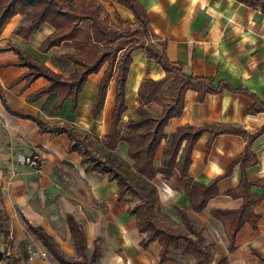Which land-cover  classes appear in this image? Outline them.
I'll return each mask as SVG.
<instances>
[{"label":"crops","instance_id":"crops-1","mask_svg":"<svg viewBox=\"0 0 264 264\" xmlns=\"http://www.w3.org/2000/svg\"><path fill=\"white\" fill-rule=\"evenodd\" d=\"M98 1L112 18L118 14L125 21L137 23L132 10L116 0ZM137 1L144 7L149 26L156 36L152 42H165L169 59L181 63L187 75L210 77L215 84L225 81L234 89L255 94L264 104V12L260 7L239 0ZM26 23L24 15H15L2 31L0 47L16 45L64 77L79 69L66 58V54L74 52L69 42L48 52L40 50L54 30L50 24L45 23L25 40L15 30ZM131 56L124 122L133 116L139 104L138 92L143 80H159L166 74L144 49H136ZM17 60L18 54L14 50L0 51L1 205L14 234L0 251L17 257L21 264H60L48 253L42 241L27 229L22 214L33 225L43 227L52 235L65 253L76 256L68 223V216L72 215L85 232L89 250L98 245L101 264H174L173 261L161 263L158 242L147 249L140 246L142 235L136 217L128 213L131 203L119 199L117 181L110 180L108 174L86 170L82 154L70 150L72 139L66 132H40L35 121L11 114L4 103L5 100L13 108L41 116L49 124L69 125L82 133H91L93 129L103 138L111 129L118 72L115 71L109 81L104 106L94 118L93 105L108 63L89 76L77 103L70 96L59 110H54L49 94L41 97L36 94L49 83L44 77L28 87L26 81L14 84L27 71L26 67L10 64ZM252 105L250 96L238 90L224 88L219 93H207L200 101L199 92L188 89L182 115L172 118L165 131L170 134L182 125L214 123L242 127L254 133L264 126V111L253 112ZM151 109L158 111L155 106ZM211 137V133L205 132L198 140L189 171L193 180L204 184L223 175L232 163L237 162L248 142L244 136L221 133L212 139L208 148ZM10 147L25 154L39 150L46 162L40 170L18 165L14 172L8 155ZM251 151L259 160L247 167L248 179L254 182L252 191L261 197L255 206L259 219L256 227L250 222L245 223L236 236L232 251L223 220L211 211L241 207L242 198L227 194L240 183V163L235 164L230 175L221 178L220 194L210 199L200 212L190 207L184 191L187 178L165 180L158 174L154 180L165 214L177 215L175 206L186 208L193 222L206 225V236L214 244V258L227 255L225 264H264V259L260 258H264V133L253 140ZM116 152L130 160L126 141L119 142ZM161 154L162 148L156 156L157 166ZM178 220L181 221L180 217ZM0 264L6 262L0 258Z\"/></svg>","mask_w":264,"mask_h":264},{"label":"trees","instance_id":"trees-1","mask_svg":"<svg viewBox=\"0 0 264 264\" xmlns=\"http://www.w3.org/2000/svg\"><path fill=\"white\" fill-rule=\"evenodd\" d=\"M134 13L137 23L125 21L117 14L115 18L109 14L98 0H0V37L6 24L17 14L24 15L26 24L20 25L15 33L29 40L34 32L45 23L53 27V32L44 40L40 50L48 52L63 43H71L74 52L66 54L79 69L68 77L51 70L44 63L34 59L22 48L8 44L0 47V51L14 50L18 60L10 63L26 67L27 71L14 84L26 81V87L40 77L48 80V85L36 92L38 97L50 95L51 106L59 110L64 101L73 96L75 103L83 90L89 76L99 72L105 63L108 67L98 86V93L93 105V117L96 118L105 102L109 81L117 71V91L115 106L112 112L110 131L103 137L89 132L82 133L69 125L49 124L41 116L13 108L5 100L7 110L18 117L35 121L40 132H66L72 139L70 150L79 151L83 156L86 170L108 174L119 186V199L131 203L129 215L135 216L137 227L142 235L140 246L147 249L154 242L160 245V261H174L175 255L190 254L195 258L194 264H225L227 255L220 254L214 260V244L205 235L207 229L203 224L197 227L186 208L175 206L180 224L174 227L160 216L161 207L159 187L155 178L161 174L165 180L187 178L185 193L189 197L190 207L200 212L206 208L208 201L220 194L218 187L221 178L231 174L235 164L240 163L242 177L239 185L227 192L235 198H242L239 209H213L211 213L223 220L230 239L229 250L235 248L236 236L246 222L257 226L259 214L255 206L261 197L252 191L254 182L248 179L247 167L259 162L251 151V143L264 133V126L250 133L242 127L205 123L201 126L182 125L168 134L165 129L170 120L182 115L185 106V93L188 89L199 92V100L203 101L207 93H219L224 88L241 91L253 100L252 111H264V104L258 97L245 90L234 89L227 82L210 77H193L183 71L182 64L169 59L166 43L155 44L156 36L149 26V17L144 7L137 0H116ZM252 7H260L264 12V0H239ZM144 49L149 58L156 60L166 74L159 80L145 79L138 92V106L127 121L123 115L127 110L126 85L132 52ZM155 106L158 111H153ZM211 133L208 142L221 133H233L248 138L241 158L230 165L221 176L204 184L189 176L193 162L194 147L205 133ZM128 143V156L131 162L123 159L117 152L120 141ZM97 141L104 152H97ZM162 148L160 165H156L158 150ZM0 190V231L6 232L8 215L2 205ZM165 213V212H164ZM27 229L47 248L52 258L60 264H101L99 247L95 244L89 250L84 230L79 222L68 216L70 231L76 248V256H70L60 247L55 238L43 227L33 225L23 214ZM0 258L6 264H21L20 260L0 251ZM260 258L264 259L260 256Z\"/></svg>","mask_w":264,"mask_h":264},{"label":"rangeland","instance_id":"rangeland-1","mask_svg":"<svg viewBox=\"0 0 264 264\" xmlns=\"http://www.w3.org/2000/svg\"><path fill=\"white\" fill-rule=\"evenodd\" d=\"M24 21L25 18H24ZM102 120V119H101ZM96 122V121H95ZM91 138H92V133L99 136L95 131H93L92 129V132L90 133V131H88ZM100 137V136H99ZM102 138V137H101ZM96 144V151L97 152H104V150H102V148L100 147L99 143L97 141H94ZM128 162H131L130 160H126ZM163 211V210H162ZM160 216L164 219V221L172 224L174 227H176L178 224H180L181 221L178 220L179 217H177V215H170V214H165L164 211L163 212H160ZM197 227H200V224H198L197 222H193ZM6 232H1L0 231V248L3 249L5 245L8 243V241L10 240V238L12 237V235H14L12 233V226L10 224V222L8 221L7 225H6ZM206 231H205V235H206ZM207 240L210 241L208 239V237L206 236ZM6 248V247H5ZM176 259L173 261L174 264H194L195 262V258L190 255V254H181V253H178L177 255H175ZM214 260H217V258H214Z\"/></svg>","mask_w":264,"mask_h":264},{"label":"built area","instance_id":"built-area-1","mask_svg":"<svg viewBox=\"0 0 264 264\" xmlns=\"http://www.w3.org/2000/svg\"><path fill=\"white\" fill-rule=\"evenodd\" d=\"M8 155L12 162V166L14 167V172L18 165L27 166L33 170H40L46 162V157L39 150L33 151L29 154H25L16 152L13 147H10Z\"/></svg>","mask_w":264,"mask_h":264}]
</instances>
